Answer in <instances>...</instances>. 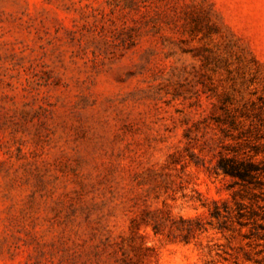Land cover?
I'll use <instances>...</instances> for the list:
<instances>
[{"label": "rangeland", "instance_id": "374dc122", "mask_svg": "<svg viewBox=\"0 0 264 264\" xmlns=\"http://www.w3.org/2000/svg\"><path fill=\"white\" fill-rule=\"evenodd\" d=\"M220 153L264 158V0H0V264H264Z\"/></svg>", "mask_w": 264, "mask_h": 264}, {"label": "trees", "instance_id": "16d2710c", "mask_svg": "<svg viewBox=\"0 0 264 264\" xmlns=\"http://www.w3.org/2000/svg\"><path fill=\"white\" fill-rule=\"evenodd\" d=\"M216 171L224 175H228L237 182L245 185H253L258 188H263L264 181V158L256 160L253 156L237 154L227 155L220 153L215 165ZM264 200V199H263ZM261 207H264L262 205ZM214 216H219V212L214 211ZM264 219V213L261 215Z\"/></svg>", "mask_w": 264, "mask_h": 264}]
</instances>
